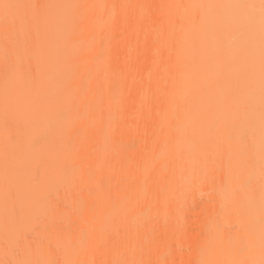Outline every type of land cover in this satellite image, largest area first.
Masks as SVG:
<instances>
[{
    "label": "bare ground",
    "instance_id": "obj_1",
    "mask_svg": "<svg viewBox=\"0 0 264 264\" xmlns=\"http://www.w3.org/2000/svg\"><path fill=\"white\" fill-rule=\"evenodd\" d=\"M0 264H264V0H0Z\"/></svg>",
    "mask_w": 264,
    "mask_h": 264
}]
</instances>
